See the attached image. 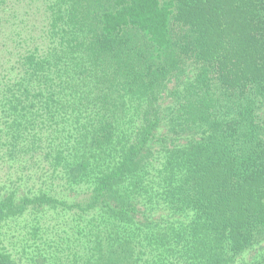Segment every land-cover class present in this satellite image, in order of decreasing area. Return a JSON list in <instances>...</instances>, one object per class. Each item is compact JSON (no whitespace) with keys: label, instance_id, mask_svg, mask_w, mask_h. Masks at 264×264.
Masks as SVG:
<instances>
[{"label":"trees","instance_id":"trees-1","mask_svg":"<svg viewBox=\"0 0 264 264\" xmlns=\"http://www.w3.org/2000/svg\"><path fill=\"white\" fill-rule=\"evenodd\" d=\"M43 2L0 0V157L36 182L0 264H264V0Z\"/></svg>","mask_w":264,"mask_h":264},{"label":"rangeland","instance_id":"rangeland-1","mask_svg":"<svg viewBox=\"0 0 264 264\" xmlns=\"http://www.w3.org/2000/svg\"><path fill=\"white\" fill-rule=\"evenodd\" d=\"M13 3L22 4L21 5V12L25 14V16L31 20V22H36L38 27L41 26L43 20L42 10L39 11V6L44 5L43 0H12ZM12 17V15H11ZM10 17V18H11ZM40 22V23H39ZM2 31H0V42L2 40V34H4L5 30L4 27H0ZM7 31V30H6ZM1 46V43H0ZM10 65V62H9ZM21 177V180L16 182V179ZM38 183L40 181L37 180ZM33 182L30 180V174L23 173L19 167V163H14L7 159V157L3 156L0 157V191L2 192L3 189L5 191H10L13 188H18L20 192L27 191L28 187H30ZM34 189V188H33ZM255 253H251L247 255V260H250Z\"/></svg>","mask_w":264,"mask_h":264}]
</instances>
